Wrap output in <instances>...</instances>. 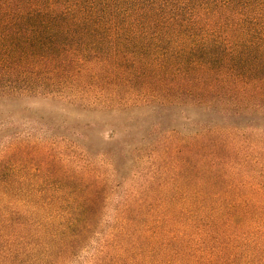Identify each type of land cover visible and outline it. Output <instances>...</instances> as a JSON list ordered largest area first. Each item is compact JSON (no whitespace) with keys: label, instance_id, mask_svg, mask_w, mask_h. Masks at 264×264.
Masks as SVG:
<instances>
[{"label":"trees","instance_id":"trees-1","mask_svg":"<svg viewBox=\"0 0 264 264\" xmlns=\"http://www.w3.org/2000/svg\"><path fill=\"white\" fill-rule=\"evenodd\" d=\"M0 120V264H264V0H0Z\"/></svg>","mask_w":264,"mask_h":264},{"label":"rangeland","instance_id":"rangeland-1","mask_svg":"<svg viewBox=\"0 0 264 264\" xmlns=\"http://www.w3.org/2000/svg\"><path fill=\"white\" fill-rule=\"evenodd\" d=\"M21 109L24 111L23 115L15 116V125L28 126L25 123L40 124V122L55 124L58 126L66 125V127H75L82 130L85 125H89L92 137L93 147L96 149H108L113 145V142H123V137L128 134L123 128L126 122L134 125L131 132L133 137H141L145 135L147 126L151 120L146 119L147 113L141 110H134L131 113L124 115L108 114L100 112H82L77 114L74 109L65 104L57 102H41L37 100H28L24 102ZM169 119L171 127H175L180 133L188 134L193 131V125L188 120L184 119V115L179 110L173 109L170 111ZM188 115H193L194 112L188 110ZM27 117V118H26ZM1 121V120H0Z\"/></svg>","mask_w":264,"mask_h":264}]
</instances>
